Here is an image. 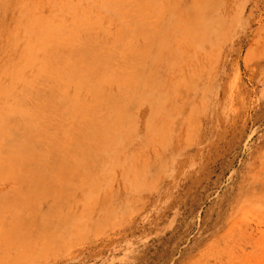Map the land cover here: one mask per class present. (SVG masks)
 I'll list each match as a JSON object with an SVG mask.
<instances>
[{
  "label": "rangeland",
  "instance_id": "obj_1",
  "mask_svg": "<svg viewBox=\"0 0 264 264\" xmlns=\"http://www.w3.org/2000/svg\"><path fill=\"white\" fill-rule=\"evenodd\" d=\"M219 1L0 0V264H264V0Z\"/></svg>",
  "mask_w": 264,
  "mask_h": 264
},
{
  "label": "bare ground",
  "instance_id": "obj_2",
  "mask_svg": "<svg viewBox=\"0 0 264 264\" xmlns=\"http://www.w3.org/2000/svg\"><path fill=\"white\" fill-rule=\"evenodd\" d=\"M226 3H224L223 2V0L222 1H219V3H218V10H220V12H219V15L221 14H223V21H222V23H221V25H220V31H221V33H223V31L225 30V26H227L229 23H231V21L233 22V24H234V22H236L238 25H240V26H242V20H243V16H244V14H245V12H246V8H242V9H240V11H231V13H230V8L228 7V5H225V4H228V2L227 1H225ZM226 8H225V7ZM259 9H260V7H259ZM257 11V10H256ZM261 12V11H260ZM258 13V12H257ZM258 15V14H257ZM262 15V14H261ZM226 16H229V19L228 18H225ZM263 17V16H262ZM228 20H229V22H228ZM255 20V19H254ZM246 26H248V22L246 23ZM228 27V26H227ZM227 27H226V29H227ZM253 28V27H252ZM250 33H252V32H250ZM250 37V36H249ZM247 40V39H246ZM244 41H245V39H244ZM248 41V40H247ZM246 41V42H247ZM20 46V45H19ZM18 46V47H19ZM17 50H18V48H17ZM24 52L26 53V50L24 49ZM14 54V53H13ZM15 56V55H14ZM16 57V56H15ZM1 79V78H0ZM8 81V80H7ZM8 83V82H7ZM0 91H2V87L0 86Z\"/></svg>",
  "mask_w": 264,
  "mask_h": 264
}]
</instances>
